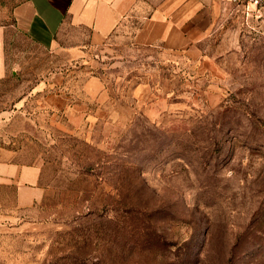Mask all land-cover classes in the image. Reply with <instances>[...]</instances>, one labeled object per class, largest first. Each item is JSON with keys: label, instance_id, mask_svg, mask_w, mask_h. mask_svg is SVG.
<instances>
[{"label": "rangeland", "instance_id": "374dc122", "mask_svg": "<svg viewBox=\"0 0 264 264\" xmlns=\"http://www.w3.org/2000/svg\"><path fill=\"white\" fill-rule=\"evenodd\" d=\"M22 1L0 0V158L45 195L0 203V264H264V5L195 0L189 52L118 34L78 55L87 33L19 30Z\"/></svg>", "mask_w": 264, "mask_h": 264}, {"label": "crops", "instance_id": "0c3cea01", "mask_svg": "<svg viewBox=\"0 0 264 264\" xmlns=\"http://www.w3.org/2000/svg\"><path fill=\"white\" fill-rule=\"evenodd\" d=\"M211 12L208 6L199 12L195 0H23L15 6L14 17L17 28L45 48L58 46L69 29L87 33L68 45L79 55L87 46L106 47L118 34L128 35L137 45L189 52L197 39V20L207 16L210 21ZM8 74L5 28H0V80ZM103 88L101 79L89 81L93 95ZM44 195L39 165L21 163L13 156L0 158V203L29 208Z\"/></svg>", "mask_w": 264, "mask_h": 264}, {"label": "built area", "instance_id": "2783aa9c", "mask_svg": "<svg viewBox=\"0 0 264 264\" xmlns=\"http://www.w3.org/2000/svg\"><path fill=\"white\" fill-rule=\"evenodd\" d=\"M238 6H242L250 13H254L264 5V0H229Z\"/></svg>", "mask_w": 264, "mask_h": 264}]
</instances>
